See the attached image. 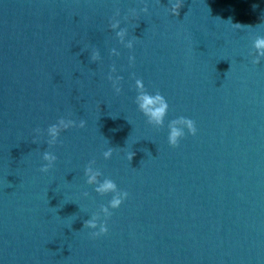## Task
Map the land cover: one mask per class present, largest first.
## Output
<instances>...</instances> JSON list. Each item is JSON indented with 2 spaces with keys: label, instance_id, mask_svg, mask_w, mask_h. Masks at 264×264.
Wrapping results in <instances>:
<instances>
[{
  "label": "water",
  "instance_id": "1",
  "mask_svg": "<svg viewBox=\"0 0 264 264\" xmlns=\"http://www.w3.org/2000/svg\"><path fill=\"white\" fill-rule=\"evenodd\" d=\"M180 6L172 16L170 0H0V264H264V60L250 55L264 0ZM137 79L167 101L163 127L137 110ZM180 117L196 134L171 147ZM60 118L85 127L49 147ZM45 151L57 159L42 173ZM93 160L99 183L128 193L101 215L98 238L83 224L111 194L86 184Z\"/></svg>",
  "mask_w": 264,
  "mask_h": 264
},
{
  "label": "clouds",
  "instance_id": "2",
  "mask_svg": "<svg viewBox=\"0 0 264 264\" xmlns=\"http://www.w3.org/2000/svg\"><path fill=\"white\" fill-rule=\"evenodd\" d=\"M171 7L169 12L172 16L178 15V10L181 8V0H170ZM144 12H147V8L143 9ZM119 16V12L116 13ZM132 15H135L133 12ZM109 27L112 32L115 33L117 40L124 45L127 49L131 50L133 48V41L126 40L127 30L121 28L120 21L118 19H113L109 22ZM252 56L251 62L253 64H259L264 60V36H256L252 40ZM111 54L117 56L118 53L115 49L112 50ZM133 57H129V61H133ZM100 60L99 52L93 51L90 55V61L96 63ZM115 72V69H112ZM109 81L112 82L113 88L117 94L120 93L121 89L118 87L120 78L117 77L113 80L112 76L109 75ZM135 88L137 95L135 98V104L137 110L145 117L147 123L154 128H161L164 124V118L167 115L168 103L165 98L159 93L150 94L145 91L143 82L139 79L135 81ZM84 128L85 121L81 120L77 125L76 122L70 118H60L54 124H51L47 130L46 134L48 137L47 144L49 147L55 145L58 141L60 133L66 131L73 127ZM185 130L189 135L196 134V127L194 122L191 119L180 117L174 119L168 124V144L171 147H177L179 141L184 138ZM104 160L111 159L113 155V149L108 148L102 153ZM134 153H129L127 155L128 161H131ZM57 157L49 152L45 151L42 155V160L45 162L44 165L40 168V172L47 173L55 164ZM100 175L99 170L95 167V161H90L89 164L84 169L85 182L88 185H95L94 190L98 194H111V199L108 202V205L101 209L99 214H93L90 219L84 222L83 228L91 230V235L93 238H98L107 233V225L105 222H101V215L107 220L110 217L111 212L109 209L116 210L121 204L127 199L128 193L118 189L116 183L111 179H105L103 183L98 182V176ZM84 197H87L88 193L85 192ZM98 229V231H97Z\"/></svg>",
  "mask_w": 264,
  "mask_h": 264
}]
</instances>
